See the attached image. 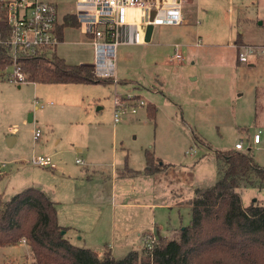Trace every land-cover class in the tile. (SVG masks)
I'll use <instances>...</instances> for the list:
<instances>
[{
	"label": "rangeland",
	"instance_id": "rangeland-1",
	"mask_svg": "<svg viewBox=\"0 0 264 264\" xmlns=\"http://www.w3.org/2000/svg\"><path fill=\"white\" fill-rule=\"evenodd\" d=\"M46 1L56 3L61 22L75 10L76 0ZM194 2L183 5L188 23L156 25L151 42L118 47V84L19 86L10 81L12 67L0 70L1 201L41 188L57 202L62 221L76 224L67 233L74 243L101 254L110 249L121 259L140 250L147 233L179 236L191 220L187 184L216 182L217 151L243 141V151L264 167V0ZM176 46L181 63L171 60ZM248 47L254 54L240 62ZM56 54L69 64L94 60L90 39L74 26L64 29ZM116 91L148 105L137 114L123 112L116 123ZM149 104L156 106L154 116ZM36 128L42 133L37 140ZM259 131L261 142L253 144ZM147 150L156 166L158 160L170 165L167 172L121 177L145 170ZM37 155L51 156L57 167L34 165ZM238 190L245 206L264 203V186ZM0 264L35 263L16 245L0 247Z\"/></svg>",
	"mask_w": 264,
	"mask_h": 264
},
{
	"label": "trees",
	"instance_id": "trees-1",
	"mask_svg": "<svg viewBox=\"0 0 264 264\" xmlns=\"http://www.w3.org/2000/svg\"><path fill=\"white\" fill-rule=\"evenodd\" d=\"M0 11V39L5 41L11 30L1 5ZM67 26H79L76 15H65L59 26L61 40ZM20 63L29 82L112 83L111 78L97 76L91 64H69L56 53L50 57L23 55ZM11 64L5 45L0 43V70L6 71ZM156 110L149 104V115L154 116ZM154 157L147 150L145 170H133L121 177L154 174L170 167L160 160L156 166ZM216 157L219 179L212 185L196 187L193 196L185 200L191 207L190 223L177 239L160 236L151 250L132 249L116 259L109 249L100 256L90 247L74 244L66 235L68 228L59 224L57 202L34 186L0 200V247L26 239L35 264H264V203L254 200L245 206L238 190L264 186V167L250 152L220 150Z\"/></svg>",
	"mask_w": 264,
	"mask_h": 264
},
{
	"label": "built area",
	"instance_id": "built-area-1",
	"mask_svg": "<svg viewBox=\"0 0 264 264\" xmlns=\"http://www.w3.org/2000/svg\"><path fill=\"white\" fill-rule=\"evenodd\" d=\"M5 9V19L11 30L10 37L2 41L6 52L12 60L13 68L10 81L15 84L29 82L26 73L21 69L20 58L23 55L47 56L56 53L61 43L60 21L56 3L46 0H0ZM156 7L158 13L153 21L156 25L184 23L181 1L163 2L161 0H76L72 14L77 16L79 28L90 39L94 60L91 64L94 72L101 78H111L118 84L116 61L120 45H133L145 42L146 28L150 22V12ZM254 48L238 54L240 62H248ZM171 60L181 63L184 60L180 47H174ZM140 95V94H139ZM128 99L133 103L128 104ZM53 104V102H50ZM115 122L121 120L123 112L136 114L148 103L144 98L134 95L121 96L117 91L114 98ZM45 104H42L44 107ZM41 130H34V138L41 136ZM260 131L254 135L253 144L261 142ZM251 146V145H250ZM244 149L243 141L237 142L235 150ZM34 165L56 168L51 156L37 155L33 157ZM77 163H83L77 159ZM26 243V239H22ZM159 243V234L147 233L144 239L145 248L151 250Z\"/></svg>",
	"mask_w": 264,
	"mask_h": 264
},
{
	"label": "crops",
	"instance_id": "crops-1",
	"mask_svg": "<svg viewBox=\"0 0 264 264\" xmlns=\"http://www.w3.org/2000/svg\"><path fill=\"white\" fill-rule=\"evenodd\" d=\"M161 1H163V2H165V3H167V2H174V1H181V3H182V13H183V17H184V23H188L189 21H190V17L188 16V15H186V12L184 11V7H183V5L185 4V1L186 0H161ZM188 1H190V0H188ZM193 3H195L194 1L195 0H191ZM68 14H72V12H70V13H68ZM67 15V14H66ZM65 17V16H64ZM62 23H64V18H63V22ZM66 28V27H65ZM64 28V29H65ZM78 29H80L79 28V26L77 27ZM154 30H155V28H154ZM153 37H154V32H153V35H152V39H153ZM64 41V30H63V39H62V41H61V43ZM152 41V40H151ZM150 41V42H151ZM144 43H146V42H141V43H139V44H144ZM149 43V42H148ZM136 45V44H135ZM92 46V45H91ZM81 64H86V63H81ZM73 84H81V83H73ZM20 86V85H19ZM138 113V112H137ZM136 113V114H137ZM16 139L15 138H11L10 139V143L12 144L14 141H15ZM79 151H81V148H79L78 149ZM243 151V150H242ZM57 167V166H56ZM175 167V166H174ZM170 168V167H169ZM167 170L168 169H166V170H163V171H160V172H157V173H154V175H158V174H163V173H165V172H167ZM142 175H153V174H146V173H144V174H140V175H137V176H135V177H138V176H142ZM126 178H130L129 176L128 177H126ZM133 178V177H132ZM219 179V174L217 175V180ZM216 180V181H217ZM188 185H190V182L187 184V190H189V191H193L196 187H199V186H191L190 188L188 187ZM209 185H212V184H209ZM116 186H117V182H116ZM204 186H208V185H204ZM117 190V189H116ZM115 190V191H116ZM46 192V191H45ZM47 193V192H46ZM48 194V193H47ZM49 196H50V198H52L51 197V195L50 194H48ZM184 196V195H183ZM190 197H191V195H190ZM185 198H189V196L188 195H186L185 196ZM53 199V198H52ZM55 201V200H54ZM56 202V201H55ZM177 205V204H176ZM178 206H182V205H178ZM190 207V206H189ZM191 208V207H190ZM57 210H58V206H57ZM58 221H59V224L61 225V226H64V227H67L68 228V231H67V233L69 232V228H74L75 229V227L74 226H76V224L74 223V222H66V221H62V219H61V215H60V213H59V210H58ZM76 230L77 231H80V229H77L76 228ZM158 231H160V230H158ZM159 234V233H158ZM67 235V234H66ZM160 235V234H159ZM67 237L71 240V242H73V240L71 239V237L70 236H68L67 235ZM75 237H76V235H75ZM167 237V236H166ZM179 237V236H178ZM178 237H171V238H168L167 240H171V239H177ZM84 239L83 238V236H79V238L78 239ZM74 243V242H73ZM74 244H76V245H78V246H81V247H87L88 245H87V243H85L84 245H82V244H77V243H74ZM16 245H19V246H24V247H26L27 249H28V252H29V254H30V256H31V259H32V261H33V263H35L34 262V259H33V257H32V255H31V247H30V245L26 242V243H24V242H22V240L20 241V242H18V243H16V244H13V245H8V246H4L5 248L6 247H10V246H16ZM4 247H1V248H4ZM91 248V247H90ZM92 249H94V248H92ZM95 251H97L98 252V250H96V249H94ZM110 250V249H109ZM111 251V250H110ZM99 253V255L100 256H102V254L100 253V252H98ZM112 253V252H111Z\"/></svg>",
	"mask_w": 264,
	"mask_h": 264
},
{
	"label": "water",
	"instance_id": "water-1",
	"mask_svg": "<svg viewBox=\"0 0 264 264\" xmlns=\"http://www.w3.org/2000/svg\"><path fill=\"white\" fill-rule=\"evenodd\" d=\"M158 13V10L156 7H153L151 9V12H150V22L146 28V33H145V38H144V41L146 43L150 42L152 40V35H153V32H154V28H155V24L153 23L156 15ZM34 121V118H33V114H30L29 116V122H33Z\"/></svg>",
	"mask_w": 264,
	"mask_h": 264
}]
</instances>
